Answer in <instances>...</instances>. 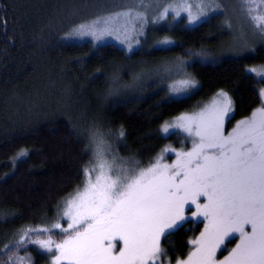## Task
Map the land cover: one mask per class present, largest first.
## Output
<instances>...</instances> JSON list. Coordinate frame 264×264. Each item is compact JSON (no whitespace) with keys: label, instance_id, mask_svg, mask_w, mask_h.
I'll use <instances>...</instances> for the list:
<instances>
[{"label":"trees","instance_id":"1","mask_svg":"<svg viewBox=\"0 0 264 264\" xmlns=\"http://www.w3.org/2000/svg\"><path fill=\"white\" fill-rule=\"evenodd\" d=\"M121 1L0 0V264L54 263V253L31 241L64 238L53 225L67 226L65 201L84 187L96 133L109 136L115 157L147 167L166 148L189 145V135L164 136L161 125L218 92L232 98L231 122L261 106L262 81L249 71L254 58L264 60L261 46L256 56L194 60L188 69L198 87L186 97L169 98L156 86L139 97L118 93L115 78L127 84L139 66L194 50L214 51L224 37L217 14L192 27L181 18L164 28L174 41L166 49L153 48V40L150 48L128 53L115 43L70 37L84 23L118 10ZM202 227L185 222L163 239L167 257L186 258ZM43 228L52 231H29Z\"/></svg>","mask_w":264,"mask_h":264},{"label":"snow or ice","instance_id":"2","mask_svg":"<svg viewBox=\"0 0 264 264\" xmlns=\"http://www.w3.org/2000/svg\"><path fill=\"white\" fill-rule=\"evenodd\" d=\"M249 3L254 5L255 0ZM253 11L250 7L249 14ZM252 19L264 32V16ZM77 31L96 35L94 25L87 30L81 25ZM249 71L264 78V68ZM195 87L196 81L189 77L173 84L171 91ZM259 96L261 107L227 135L224 122L233 103L224 91L217 93L210 107L166 123L165 133L180 128L198 137L190 151L164 150L175 152L177 159L171 165L161 164V156L147 167L138 163L128 167L115 156L106 158L109 150L97 138L91 171L98 168L101 175L92 182L86 168L83 191L78 189L65 201L67 227L53 225L64 238L59 243L51 237L31 242L54 253V264H168L162 238L166 241L182 223L198 220L204 230L190 242L194 248L186 259L176 264H264V89ZM234 240L238 242L229 249L227 244ZM217 253L223 258L217 259Z\"/></svg>","mask_w":264,"mask_h":264},{"label":"rangeland","instance_id":"3","mask_svg":"<svg viewBox=\"0 0 264 264\" xmlns=\"http://www.w3.org/2000/svg\"><path fill=\"white\" fill-rule=\"evenodd\" d=\"M250 7L254 8L252 15L264 16V0H255L254 5L250 4L249 0H122L118 5V10L112 12L108 11V13L95 17L91 21L83 24L86 26V30L87 26L94 25L96 35H81L77 31L80 28L78 27V29H76L70 37L77 38V40H91L96 45L103 43H115L124 48L128 53L142 47L150 48V44L153 40V48L166 49L174 46V41L166 33H162V31L165 30L164 28L170 29L181 18L184 19L187 26L192 27L201 21L208 19L213 14L220 15L221 28L224 32V37L222 41L219 42L218 48L214 51H208L205 49L194 50L190 51L186 56L179 55L172 58L167 57L156 64H144L133 71L131 80L127 84L120 81V77L115 78V85L116 88L118 87V93L122 90L132 96L139 97L148 88L156 86L159 87V89H163L166 92V96L169 98H182L189 96L198 87L196 78L190 73V69H188L189 65H191L194 60L215 62L220 60L221 57L232 56L236 53L241 55L250 53L253 54V56H256L259 47L261 46L264 48V32L260 31V29L256 26V22L252 19V15L249 14ZM194 17L195 19H193ZM96 21H99V23L94 24ZM101 29H105L102 35L100 33ZM155 36L157 37L153 39ZM165 40L171 41V43H163ZM254 62L255 65L253 64L250 69L264 68V60L254 58ZM252 73L259 78L260 81H262L263 86L261 89H264V78L258 76L254 72ZM189 77L196 81L195 88H189L186 92L181 93H173L171 91V86L173 84L181 79ZM215 97L216 95L210 101L194 111H185L182 114L167 120L160 127L161 133L164 136L172 133L188 135V133L182 131L180 128H170L168 133L163 132L162 128L166 123H175L177 117L181 115H192L193 113L200 112L205 107H210ZM233 111L230 113V116L225 119V135L230 133L239 122H231L230 118ZM106 136L108 138L101 135L100 132L96 133L92 138V149L94 153L95 141L97 138H102L105 148L109 150L106 158L111 159V157L115 154L112 151L113 149H111V139L108 135ZM194 138L198 140V137L193 136H189L185 139H190L188 146L185 145L187 143H183L181 146H177L178 148L175 147L171 149H175L176 151H190L193 147L192 140ZM182 145H184V147H182ZM161 156L163 157L161 164L171 165L177 159L175 152L173 151L164 152ZM168 158L171 159L169 160ZM134 165L135 162L132 165L127 163L128 167H132ZM93 167H95V160L93 161V166H91L89 172L92 182H95L96 177L101 175V173L98 168L94 172L91 171ZM83 189L84 187L81 191H83ZM201 202H206L203 197H201ZM193 210H195L194 207ZM186 215H190V213L186 212ZM63 218L67 221V225L69 222L68 219L64 216ZM190 221H193L194 223H201L198 220ZM184 224L185 222L181 225ZM203 230L204 223L201 231ZM200 232L194 239L199 236ZM52 240L55 241L54 239ZM55 242L59 243L57 241ZM237 242L238 240L236 243ZM191 245L193 250L194 245ZM120 246L121 245L117 243V250ZM234 246L235 244L232 245V247ZM227 254L228 253L226 251L223 253V255ZM223 255L217 253V259H222ZM167 262L168 264H176V261H173L168 257Z\"/></svg>","mask_w":264,"mask_h":264},{"label":"flooded vegetation","instance_id":"4","mask_svg":"<svg viewBox=\"0 0 264 264\" xmlns=\"http://www.w3.org/2000/svg\"><path fill=\"white\" fill-rule=\"evenodd\" d=\"M233 115H234V114H233ZM187 222H190V220H189V221H187ZM187 222H186V223H187Z\"/></svg>","mask_w":264,"mask_h":264}]
</instances>
